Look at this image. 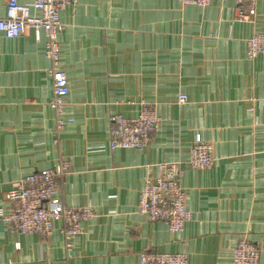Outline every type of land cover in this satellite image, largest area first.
I'll list each match as a JSON object with an SVG mask.
<instances>
[{
  "label": "crops",
  "instance_id": "obj_1",
  "mask_svg": "<svg viewBox=\"0 0 264 264\" xmlns=\"http://www.w3.org/2000/svg\"><path fill=\"white\" fill-rule=\"evenodd\" d=\"M252 1L242 5L252 10L248 20L236 18L235 0H79L62 9L58 41L74 121L61 132L45 34L28 28L0 38V207L9 208L6 194L17 181L66 157L63 202L97 214L70 246L59 222L43 237L13 233L0 220V264H137L143 250L232 264L243 237L264 264V53L247 56V40L264 32V0ZM7 3L0 0V16ZM142 101L161 116L155 140L111 150V115L137 116ZM197 133L214 144L210 170L188 163ZM175 160L193 217L172 233L138 205L145 177Z\"/></svg>",
  "mask_w": 264,
  "mask_h": 264
},
{
  "label": "built area",
  "instance_id": "obj_2",
  "mask_svg": "<svg viewBox=\"0 0 264 264\" xmlns=\"http://www.w3.org/2000/svg\"><path fill=\"white\" fill-rule=\"evenodd\" d=\"M79 0H33L23 3L8 0L5 16H0V38L21 36L32 28L36 36L43 32L46 36L45 54L52 62L50 73L54 80L51 106L56 114L57 132L63 131L74 118L67 115L70 85L67 71L61 65L59 34L64 28L60 11L75 7ZM235 0L236 18L248 20L251 9H244L245 2ZM182 5L208 6L212 0H179ZM38 11V14L33 13ZM264 53V32H257L247 40V56L255 59ZM180 104L188 102V96L181 93ZM161 116L156 104L142 101L140 113L128 116L123 113L111 115L109 121V146L111 150L120 148H144L154 140L161 125ZM58 142V139H55ZM189 165L194 169L210 170L216 157L214 144L205 140L200 133L194 137L189 150ZM157 176L145 177L138 205V212L151 221L165 222L172 233L181 232L193 213L188 206V193L181 183L182 163L178 160L157 164ZM72 162L60 157L56 163L43 170L33 172L16 182L6 194L9 208L0 207L3 220L13 233L39 234L49 237L61 223L60 230L70 246L73 239L84 233V223L97 216L90 206L67 205L62 199L63 180L71 171ZM17 248L20 243L17 242ZM260 248L249 238L238 240L232 252V264H260ZM137 264H189L188 254L183 252H160L143 250Z\"/></svg>",
  "mask_w": 264,
  "mask_h": 264
},
{
  "label": "trees",
  "instance_id": "obj_3",
  "mask_svg": "<svg viewBox=\"0 0 264 264\" xmlns=\"http://www.w3.org/2000/svg\"><path fill=\"white\" fill-rule=\"evenodd\" d=\"M196 135V134H195Z\"/></svg>",
  "mask_w": 264,
  "mask_h": 264
}]
</instances>
